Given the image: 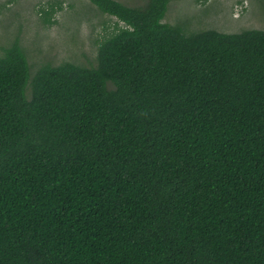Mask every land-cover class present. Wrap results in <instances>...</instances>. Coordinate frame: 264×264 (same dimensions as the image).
I'll use <instances>...</instances> for the list:
<instances>
[{
  "label": "trees",
  "instance_id": "trees-1",
  "mask_svg": "<svg viewBox=\"0 0 264 264\" xmlns=\"http://www.w3.org/2000/svg\"><path fill=\"white\" fill-rule=\"evenodd\" d=\"M89 1L96 65L0 55V264H264V30Z\"/></svg>",
  "mask_w": 264,
  "mask_h": 264
},
{
  "label": "rangeland",
  "instance_id": "rangeland-1",
  "mask_svg": "<svg viewBox=\"0 0 264 264\" xmlns=\"http://www.w3.org/2000/svg\"><path fill=\"white\" fill-rule=\"evenodd\" d=\"M138 6L147 0H119ZM164 22L184 31L264 30V0H169ZM124 26L89 0H0V55L14 41L26 51L31 77L40 65H96L99 43Z\"/></svg>",
  "mask_w": 264,
  "mask_h": 264
}]
</instances>
